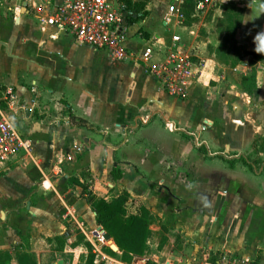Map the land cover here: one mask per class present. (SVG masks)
<instances>
[{
    "label": "crops",
    "instance_id": "1",
    "mask_svg": "<svg viewBox=\"0 0 264 264\" xmlns=\"http://www.w3.org/2000/svg\"><path fill=\"white\" fill-rule=\"evenodd\" d=\"M62 1L0 0L3 9L0 10V106L28 144L27 150H20L1 163L0 168L22 159L38 161L44 169L38 165L42 176L37 188L33 187L30 192V196L37 197L30 198L34 202H27V208L25 206V210L31 209L33 222L37 220L36 213L45 212L43 196H46V212L57 228L66 214L64 218L70 222L79 227L82 223L80 229L84 235L86 231L96 230L101 241L97 245L86 233L85 242H77L74 232L64 227L69 245L75 242L70 246L73 251L65 250L67 258L57 259L60 251L50 249L45 251L48 260L42 263L37 256L38 263L82 264L85 261L88 264L86 243L93 253L92 242L103 254L124 261L110 235L109 240L116 250L105 238L107 233L98 227L89 200L79 198V194L88 190L91 195L107 201L126 193L128 214H138L143 207L151 220L160 219L161 230L173 229L181 235L178 243H171L168 248L167 236H161L158 250L163 251L155 253L151 248L153 227L150 220L145 253L132 256L130 261L148 258L159 264H206L228 255L244 258L251 264H264L262 195L257 191H243L242 176L231 181L232 190L199 193L188 188L189 180L181 175L182 172H167L164 159L154 161L137 153L148 145L147 142L154 141V133L167 135L172 145L162 144V147L173 153L171 164L175 168L183 166V142L179 136L186 134L195 140L196 149L214 157L212 160L221 159L230 168L244 165L256 179L264 180V174L258 171L264 163L257 166L256 161H243L239 152L246 145L242 144L241 149L234 139L229 140L230 132L225 128L235 114L241 119L239 125L252 126V134L264 140V56L262 60L246 56L235 66L218 57L214 50L222 41L217 30L219 20L214 28L210 18L182 20L186 16L182 10L184 0H181L178 14L168 15L169 3L163 17L164 8L151 11L145 2L148 15L132 24L127 23L129 15L123 9L124 0H108L123 15L122 45L126 55L119 58L106 50L80 44L70 33L47 25L43 19L48 9ZM253 14L254 10L249 12L245 8L242 21L251 20L241 21L235 40L241 51L256 53L253 37L258 30H253L256 26L252 24L255 23ZM193 16H196L195 8L190 17ZM259 31H264V23ZM213 33L216 37H212ZM174 36L179 41H175ZM148 48L151 56L145 59L143 52ZM171 55L180 56L182 70L166 66ZM228 85L234 87V92L227 95L223 106L231 107L232 111L217 109L213 94L219 97L218 93L229 90ZM72 116L86 120L92 129L74 125ZM119 134L124 140L117 142L118 145L101 140V135ZM129 138L132 139L129 147L135 154L128 160L113 162L111 156ZM216 142L219 143L216 145ZM263 144H255L262 162ZM215 145V149L233 152L234 156L229 158L222 152L211 154ZM61 152L67 153L69 159L56 166L59 173L54 170L47 173L45 168L51 167L48 160L61 157ZM121 165L125 169L120 168ZM113 173L118 175L117 183ZM197 179L190 178V182ZM210 179L206 176L202 181ZM15 181L23 182L18 178ZM26 182L33 185V181ZM155 183L158 185L153 187ZM116 185L119 192L113 195ZM133 203L135 209L129 212L128 205ZM36 226L48 229L47 224L42 227L36 222ZM106 246L115 255L108 254ZM3 251L9 252L10 263L14 262V251L0 250Z\"/></svg>",
    "mask_w": 264,
    "mask_h": 264
},
{
    "label": "rangeland",
    "instance_id": "2",
    "mask_svg": "<svg viewBox=\"0 0 264 264\" xmlns=\"http://www.w3.org/2000/svg\"><path fill=\"white\" fill-rule=\"evenodd\" d=\"M9 1V0H7ZM143 1V0H142ZM145 2H148L149 10L153 11H161V16L163 17L165 13V8L168 6V4L171 2V0H144ZM236 2L240 6H244L246 10L249 12L251 10H254L253 14V20L255 23H252L254 27V31L258 30L261 26V23H264V14H260V10L264 8V0H208L206 10L201 14H196L194 17L187 18L186 16L182 20H186V22L194 20H200L202 18H210L211 19V26L214 28L216 25V22L220 19V10L218 8V4L220 3H227V2ZM1 3V2H0ZM262 5V7H260ZM260 8V10H259ZM0 10H3L0 8ZM258 10V11H257ZM253 13V12H252ZM259 15V16H258ZM213 21V22H212ZM204 28V27H203ZM212 37H216L215 33H213ZM214 39V38H213ZM228 89H225L224 91L218 93L220 95L217 97L215 94L214 98L216 100V105L221 110H229L232 111V108L229 109L226 108L224 105V99L227 97V95H231L234 92V87L231 85H228ZM234 110V109H233ZM239 114V113H238ZM233 117H231L228 122L225 124V128L227 127V131H229L230 135L228 136V139H234L238 146L242 149V144L246 145V148L243 149V151L239 152L241 153L242 160H249L252 163L256 161L257 166H260L262 162L259 159V152L257 148L255 147V144H259L261 142H264L260 137L257 135L252 134L253 127L252 126H243L242 124L239 125L240 117L238 115L232 114ZM224 128V129H225ZM230 128V129H229ZM220 130H222L220 128ZM128 130H126L127 132ZM154 141L147 142L148 145H146L144 148H140L137 153H139V156H143L148 159H152L154 161H158L159 159H164L166 161V171H170L173 174H177L178 171L182 172L181 175H185L187 180H189V183L187 182V186L190 189L193 188L195 191L199 193H204L203 191H213V192H219L224 190H232V180H238V176H242V180L245 182L242 183V190L243 191H257L261 193L262 195V201L261 206L264 208V180L256 179L255 176H253V173H250L248 168L244 165L238 164L234 168H230L228 163L222 161L221 159L212 160L214 157H208L207 153H202L196 149V144L194 145L195 140L190 137L185 136H179V138L183 142V166L180 167H174L171 162L174 159V155L169 150H164L162 147V144H164L166 147L172 145L171 139H169V136L159 135L157 133H154ZM192 138V139H191ZM101 140L106 141L107 143L111 145H118L117 142H122L123 135L119 134L118 136L114 135H101ZM129 142L132 143V139L129 138V141H124L120 146L118 147V150L114 153V156H111V160L113 162H121L122 160H128L129 158H132L135 154V150H132L129 147ZM200 144L201 141H198ZM219 142H216V145ZM216 145L213 146L214 150L210 151L211 154L222 152L224 156L232 158L234 156V153H228L224 152L220 149H215ZM248 145L251 147L249 148ZM264 146V144H263ZM202 148H204L205 151H208L202 145ZM202 151V150H201ZM45 153V152H44ZM61 157H49L50 159L48 162H51V167L45 171L48 173L49 171L53 173L58 172L59 169L56 167L59 162L61 164L67 162L66 160L69 159V156L67 153H60ZM39 156L35 157L36 160ZM264 157V153H263ZM48 157H46L47 159ZM262 158V157H261ZM41 158H39L40 161ZM45 159V160H46ZM171 164V165H170ZM39 164L38 161L34 163L33 161L27 159V160H18L14 164L8 166L7 168L4 166L0 168V250H9V251H15L16 249H22L24 251H28L31 254H34L37 258V256L40 257L41 262L48 260V255L45 253V251H48L50 249H58L60 251L59 254L56 255V258L63 259L67 258L65 255V250H72L70 246H72V243L69 245V237L66 236V230L73 231L75 235V239L78 241L85 242V235L81 231L80 227L77 225V223L74 224V222H70L68 218L65 216L63 217L62 223L58 228L55 224L52 222V217L47 214L46 210V196H43L44 199L43 204L45 208V212L36 213L35 219H37L35 222H33L31 214V209L28 208V210H25V206L27 208V202L32 201L31 199H36L37 196H30V192L32 191V188H37V183L40 180V176H42V173L39 170ZM43 168V167H42ZM122 169H125L124 165H121ZM262 168V169H261ZM44 169V168H43ZM264 174V166L258 167V171H260ZM49 172V173H50ZM88 173V172H87ZM114 174V173H113ZM116 177L117 183V176ZM260 176V174H257ZM211 177L210 181L203 182L202 179L205 177ZM197 177L198 179L194 181L193 183L190 182V178ZM15 178H18V180H23V182H16ZM185 178V179H186ZM256 179V180H255ZM26 180L33 181V185H28ZM202 181V182H201ZM17 183V184H16ZM186 184V183H185ZM91 185L90 180L87 183V186L89 187ZM157 186L158 183L152 184V186ZM32 186V187H31ZM153 186V187H154ZM31 187V189H29ZM114 192L113 195L117 194L119 191L117 188V185L113 188ZM30 190V191H29ZM37 193L35 192V195ZM92 193L88 190H85L82 194H79V198H87L88 200L91 198ZM110 194V193H109ZM205 194V193H204ZM78 195V194H77ZM111 195V194H110ZM31 198V199H30ZM211 201V200H209ZM253 201V200H252ZM258 201V200H257ZM34 202V201H32ZM258 205V204H257ZM260 206V205H258ZM134 203L131 205H128L129 212L134 208ZM243 208V205H242ZM63 209V207H62ZM63 211V210H62ZM245 212L242 210V213ZM69 216V215H68ZM69 218H71L69 216ZM174 218L173 220H175ZM259 219V218H258ZM262 223L264 224V214L261 217ZM73 220V219H72ZM260 220V219H259ZM36 222L41 223V226L44 227L47 224V228L41 229L40 226H36ZM81 223V222H79ZM152 224V230H153V239H152V245L151 248L155 250V253H159L158 251V244L160 241L161 236H167V248L171 245V243H174L175 245L178 243L179 238H181V235L179 233L176 234V232L173 229L168 230H161V223L160 219L158 217H154L151 220ZM82 225V223H81ZM83 226V225H82ZM66 228L64 230L63 228ZM85 230V227H83ZM173 230V231H172ZM86 231V230H85ZM86 233L94 240V242L98 245L101 244L100 237L96 230L93 231H86ZM255 234H258V231H254ZM165 234V235H164ZM253 232H251V235ZM176 241V242H175ZM249 241V240H248ZM76 250V249H74ZM73 251V250H72ZM165 251V250H164ZM40 253V254H38ZM38 254V255H37ZM88 256V252H87ZM155 258V256H154ZM87 259V257H86ZM148 259V258H147ZM39 260V258L37 259ZM150 264H159L157 261L148 259ZM10 264H17L14 260V262H11ZM85 264V261L82 263Z\"/></svg>",
    "mask_w": 264,
    "mask_h": 264
},
{
    "label": "built area",
    "instance_id": "3",
    "mask_svg": "<svg viewBox=\"0 0 264 264\" xmlns=\"http://www.w3.org/2000/svg\"><path fill=\"white\" fill-rule=\"evenodd\" d=\"M207 1L197 0L195 5L197 15L206 10ZM180 3L181 0H171L168 8L169 16L179 13ZM122 20L123 15L120 9L114 8L108 0H64L51 6L43 19L47 25L73 35L78 43L106 50L119 58L126 55L122 45ZM173 39L179 41L177 36ZM143 56L148 59L151 56V49H146ZM182 63L178 55L169 56L165 62L166 66L170 65L172 69L177 70H182ZM22 149H28L27 142L0 106V164L13 158ZM80 228L82 229L81 225ZM91 245L96 255L95 264H150L146 258H134L124 262L103 254L93 242ZM206 264L251 263L244 258L223 255L218 261Z\"/></svg>",
    "mask_w": 264,
    "mask_h": 264
},
{
    "label": "trees",
    "instance_id": "4",
    "mask_svg": "<svg viewBox=\"0 0 264 264\" xmlns=\"http://www.w3.org/2000/svg\"><path fill=\"white\" fill-rule=\"evenodd\" d=\"M197 0H184L183 12L187 18L194 14V8ZM124 11H127L129 17L128 24H132L136 20H142L148 12L145 9L146 3L132 2L124 0L122 2ZM222 11L221 18L217 22V30L222 35V41L218 48L214 51L218 57L235 66L246 56L250 59L262 60L264 54L241 51L237 46L235 35L240 28L245 8L231 2L220 4ZM245 79V78H244ZM72 123L77 126L92 129V126L84 119L72 116ZM128 195L121 194L112 200L92 195L89 199L93 210L96 213V222L100 230L110 235L118 250L122 253L124 261H130L132 256H143L146 250L147 238L149 235V221L151 215L145 208H140L138 214H128L126 210V202ZM88 249L87 263L95 264V257L91 252V246L86 243ZM106 252L115 255V252L106 246ZM14 257L17 264H39L35 255L30 254L22 249L14 251ZM10 254L7 251L0 252V264H10Z\"/></svg>",
    "mask_w": 264,
    "mask_h": 264
},
{
    "label": "clouds",
    "instance_id": "5",
    "mask_svg": "<svg viewBox=\"0 0 264 264\" xmlns=\"http://www.w3.org/2000/svg\"><path fill=\"white\" fill-rule=\"evenodd\" d=\"M260 14H264V8L260 10L259 15ZM248 20H251V19L246 18L242 22L246 23ZM253 42L255 45L254 51L259 54H264V31L257 32L256 35L253 37Z\"/></svg>",
    "mask_w": 264,
    "mask_h": 264
},
{
    "label": "water",
    "instance_id": "6",
    "mask_svg": "<svg viewBox=\"0 0 264 264\" xmlns=\"http://www.w3.org/2000/svg\"><path fill=\"white\" fill-rule=\"evenodd\" d=\"M105 238L108 240L109 244L111 245V247L116 250V247L112 244V241L109 240V235L108 234H105ZM59 264H62L61 262H59Z\"/></svg>",
    "mask_w": 264,
    "mask_h": 264
}]
</instances>
